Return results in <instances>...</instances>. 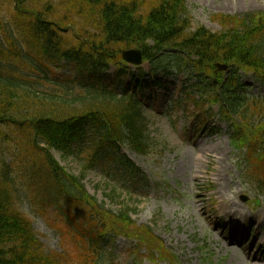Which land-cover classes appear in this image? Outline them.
<instances>
[{
  "label": "trees",
  "instance_id": "1",
  "mask_svg": "<svg viewBox=\"0 0 264 264\" xmlns=\"http://www.w3.org/2000/svg\"><path fill=\"white\" fill-rule=\"evenodd\" d=\"M212 20L221 24L220 31L202 25L191 30L184 0H0V264L73 261L68 249L50 260L43 253L31 221L18 207L20 194L29 195L36 208L53 207L56 213L64 208L82 238L89 240L80 248L89 260L96 255L92 241L99 245L111 239L119 231V220L128 227L129 211L121 208L115 214L105 208L84 190L82 177L68 174L51 154L77 158L91 149L102 161L111 158L119 164L125 173L117 176H140L114 156L122 145L143 152L150 148L140 102L134 93L117 95L104 86L111 80V85L126 89V76L137 88L146 85L142 68L136 67L135 73L121 60L124 49H140L150 73H182L195 80L190 85L199 101L217 104L221 117L237 132L235 145L255 150L251 138L258 132L251 119L261 114L264 101L248 100L238 71L264 80V12L242 18L219 14ZM85 27L95 32H81ZM215 63L230 65V72H218ZM112 67L114 78L108 73ZM68 68L74 74L66 78L68 86L61 84L65 89L59 96L30 82L47 81L53 69L64 74ZM9 132L18 137L20 155L30 156L27 172H32L25 189L4 164ZM62 235L67 236L64 231ZM65 236L60 237L63 246Z\"/></svg>",
  "mask_w": 264,
  "mask_h": 264
},
{
  "label": "rangeland",
  "instance_id": "2",
  "mask_svg": "<svg viewBox=\"0 0 264 264\" xmlns=\"http://www.w3.org/2000/svg\"><path fill=\"white\" fill-rule=\"evenodd\" d=\"M185 3L192 24H202L211 30H218L220 27L212 20L213 15L241 16L264 11V0H185ZM76 20L77 17L74 16L75 23ZM78 28L79 26L76 27ZM84 31L95 32L90 27H85L81 32ZM142 67L145 71L149 70L146 63ZM53 70L55 74L51 73L50 78L53 77L54 82L40 79L30 82L59 96L65 89L61 84L69 85L64 77L70 74ZM113 70L110 71L111 74ZM182 82L184 79L179 75L169 81H162L163 88L156 89L150 85L144 89L146 96L158 94L150 100V107L143 111L146 115L150 148L142 155L126 149L122 151L147 175L148 187L145 190L139 189L137 193H130L127 188V191L119 188L123 184L111 180L104 168H93L85 173V189L90 196L104 202L106 208L117 211L128 207L131 210V220L148 228L162 241L161 246L176 257L173 264H264V260L256 257L258 247L253 251L256 241L260 240L259 245L264 244V194L257 189V181L253 179L257 171L249 169L252 177L242 174L243 162L240 157L245 148L237 150L233 147L227 124L219 118L216 106L205 104L201 108H195L190 99H182L179 107L165 108L168 104L164 95H177L173 99L177 101ZM257 89V86H253L252 92H258ZM183 94L180 93L182 98ZM183 108L186 112L181 111ZM9 134L14 138L13 133ZM18 143V137L5 143L7 156L4 164L8 165L7 170L16 183L21 185L20 189H25L27 187L23 186L30 184L29 176L32 171L27 170L31 160L30 156L20 155L22 149ZM52 152L63 169L73 175L81 174L82 163L77 158L63 157L56 151ZM223 181L227 183H222ZM219 185H223L224 189ZM18 191L20 192L19 189ZM20 199L21 205L18 207L31 221L34 233L47 253L66 254L65 250L68 249L73 257L72 264H92L93 261L86 259L81 252L78 237L69 235L67 246L62 247L59 235L48 225L57 224L62 230L67 225L53 212L52 207L36 208L29 195L25 197L20 194ZM252 199L258 200L257 207L251 203ZM231 200L235 205L226 206L228 210L238 207L251 212L252 217H259V233L254 242L246 247L230 244L229 233L217 223L229 213L223 208V202ZM60 220L66 228L60 224ZM87 225H90L89 221ZM128 248L129 243L125 238H118L107 248L100 264H171L156 258H145L144 248H141L142 255L139 258L131 256ZM61 264L68 263L64 261Z\"/></svg>",
  "mask_w": 264,
  "mask_h": 264
},
{
  "label": "water",
  "instance_id": "3",
  "mask_svg": "<svg viewBox=\"0 0 264 264\" xmlns=\"http://www.w3.org/2000/svg\"><path fill=\"white\" fill-rule=\"evenodd\" d=\"M122 58L124 61L130 63V64H140L141 62V55L138 50H127L122 52Z\"/></svg>",
  "mask_w": 264,
  "mask_h": 264
},
{
  "label": "bare ground",
  "instance_id": "4",
  "mask_svg": "<svg viewBox=\"0 0 264 264\" xmlns=\"http://www.w3.org/2000/svg\"><path fill=\"white\" fill-rule=\"evenodd\" d=\"M222 183H227L226 181H223ZM221 189H224L223 185H219Z\"/></svg>",
  "mask_w": 264,
  "mask_h": 264
}]
</instances>
